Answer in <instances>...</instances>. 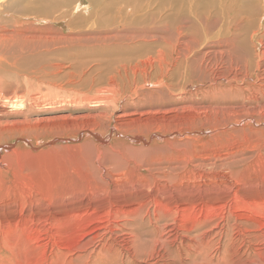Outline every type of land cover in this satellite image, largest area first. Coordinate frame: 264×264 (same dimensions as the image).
<instances>
[{
  "label": "bare ground",
  "instance_id": "1",
  "mask_svg": "<svg viewBox=\"0 0 264 264\" xmlns=\"http://www.w3.org/2000/svg\"><path fill=\"white\" fill-rule=\"evenodd\" d=\"M21 1L24 0H13L17 6L14 13L8 10L9 12L2 16L6 10L5 4L3 3L0 8V19L6 23L0 22V142L15 136L20 138L24 134L37 138L39 133L41 135L43 128L39 126L40 122L34 121L37 117L31 120L30 116L37 113V108H42L46 100L50 104H56L61 101L64 95L72 94L77 88H89L86 91H91L90 89L99 87L101 82L105 84L104 87L97 88L90 95L77 96L75 93L76 95H72L73 98L69 96L70 101L73 99V102H88L98 105L96 113L87 116L88 120L85 126L90 127L91 125L102 130L103 128L108 129L103 121L105 119L110 121L113 118L116 130L111 138L117 137L118 133H121L122 136L119 137L121 140L119 146L102 144L103 141L95 135L94 140H84L85 142H81L80 145L50 147L45 149V151L51 152L50 156L38 163L27 162L28 157L36 154L33 151H31L32 155H29L30 151L20 152L17 149H11L12 147L8 148V145L0 147V264H264V196L258 194L253 197L251 193L242 192V188L238 184L242 180L251 182L252 178L249 173H253V175L261 173L264 179V159L256 158L258 169L247 170L243 166L249 162V159L241 156L240 151L239 154L232 152L231 156L224 159L218 150H212L213 147L207 140L204 141L200 137L201 135L193 136L190 132L184 138L185 140L177 146L168 141L166 148L162 149L165 156L155 155L154 148L145 146L147 139L131 133L129 135L125 128L130 124L137 123L140 127L136 128L133 134L144 133L147 138L151 134L160 138L161 135L158 133L163 134L164 132L177 135L176 133L179 131L175 126L169 124V117L159 116V114L154 116V113L151 114L153 109L151 107L147 109L146 104H142L141 109H136L141 106V100L152 102L159 97H164L166 90L161 88L145 96L143 95L144 90L141 93L137 91V87H134L133 90L130 87L132 83H129L130 85L125 88L123 82L121 83L120 79L116 78L117 76L107 78V82H105L106 79L102 81L103 77L100 75L98 82L86 77L92 73H98L97 69L91 70L84 77L81 75L78 79L80 76V73L77 72L79 52L76 50H80L81 44L77 43V46H74L75 36L69 42L67 41V45L62 44L63 46L59 44L63 39L62 36H58L57 41L54 42L46 40L48 37L38 38L29 33L28 26L21 27L23 24L20 23L21 17L19 14H15L16 11H25L26 7L24 6H27V3L31 10L24 12V14H28L26 17L35 11L38 14L46 15L61 11L63 8L68 9L70 5L74 4V1L78 0H27V3ZM135 1L137 0H88V5L93 7L95 13L104 14L114 8L120 10L124 3L129 5ZM39 2L42 3L41 6H35L34 10L33 4ZM137 2V9H135L137 11L148 5L146 1L145 3L142 0ZM77 4L74 6L76 9L81 3ZM40 7L42 8L40 9ZM163 7L161 6V9ZM39 20L48 19L39 18ZM155 27L150 24L147 26L148 30L134 27L128 33L126 31L121 34L124 36V41H121L122 44L119 43V45L125 47L126 50H123V53L126 56L117 58L116 62H120L123 70L128 69L127 66L135 56L132 55L133 53L136 52V55H140L146 50L142 44L132 46V38L143 34L147 36L148 32H153ZM116 35H102V38L104 40L111 37L116 38ZM98 37L96 39H99ZM93 39L94 37L91 40ZM156 41V45L163 42H158V40L154 42ZM165 42L170 43L171 39H167ZM146 43L152 47L150 42ZM65 49L73 50L70 53H65ZM187 49L189 48H185L186 52H188ZM109 54H114L113 50ZM259 55L257 62L253 64L250 63V58L242 57L240 60L230 56L228 60H225L226 55L221 54L218 58L221 62L222 60L227 61L228 67L233 66L236 70L233 76L240 82L236 85L227 82L228 86L220 83L216 90L214 88L217 85H214L209 88L208 92L223 96L226 94L238 96L248 88L244 78H253L256 71H261L260 77L253 78L250 84L251 89L258 92L264 91V49ZM55 56L61 57L62 60L67 58L66 61L69 63L67 71L62 63L52 61ZM234 57L236 56L234 55ZM192 58L193 64L200 59L198 55ZM213 58L215 61L217 60L216 56ZM186 65L188 64L186 63ZM201 70L202 68L200 72L205 71ZM116 73L120 74L117 71ZM65 78L69 79L65 80ZM257 81L259 83L255 84ZM19 87H24V93L21 95L18 93ZM180 96H182L181 93L176 99H186V95ZM40 97H47V99L44 101L45 98L41 100ZM121 97H124L125 100L123 108L120 112L114 113ZM224 98L226 97L224 96ZM226 101L228 102V100ZM234 107L231 106L229 109ZM262 107L264 108V100H262ZM227 108H225L226 111ZM154 109L157 112L162 111L159 108ZM235 109L241 115L252 116L250 108L248 111V108L245 109L237 105ZM17 111L20 112L15 114L14 112ZM165 121L168 123L166 124ZM35 122L39 125H36ZM59 125H54V127L50 125V128L61 127L63 130V125ZM65 129L70 131V125L65 127L64 131ZM239 130L242 128L235 129V131ZM71 131L75 132V127ZM82 133L88 134L89 130L83 129ZM58 135L52 142L64 140ZM215 136L217 133L213 135V137ZM194 138L199 139L196 144H194ZM134 141H140L141 145L133 144ZM199 147L202 149L199 150ZM159 148L161 149V147ZM160 149H157L159 153ZM3 150H6V153L2 154ZM98 151L102 152L101 163L94 161L98 158L100 153ZM201 151L204 153L201 154ZM144 159L146 164L142 165ZM220 161H222V167L229 173L221 174L217 179L215 177V183L227 185L233 181L236 184L232 191L238 202L234 201L237 203L234 205L236 207L233 209L232 206V210H228L227 213L232 215L237 213L249 219L247 222L243 221L244 224L241 225L245 230L249 228L246 230L247 233L244 231L246 234L241 232L243 235H239L234 225L236 223H231L230 219L231 222L227 220L225 223L223 222L222 226H219V222H217V230L215 227L211 229V232L206 230L207 225L213 221L212 218L219 215L223 217L221 216L222 211L221 213L218 211L226 208L225 205L228 201L225 205L221 204L222 206H220L219 203L222 201L218 200L220 198L218 195L213 198L208 193L209 196L205 197L202 191L200 196L194 195L193 191L188 188L187 184L192 176L193 178L208 176L209 170L204 168L207 163L213 167L216 162ZM240 162L242 163L240 164ZM135 163L138 168H144V170L135 172ZM6 168L11 169V174L4 172ZM102 170L109 176L108 181L102 180L100 176ZM195 174L198 176L196 177ZM193 181L195 182V180ZM200 183L201 181L197 185ZM174 187L182 189L180 195H173L172 188ZM83 194L86 199H80ZM100 195L102 196L99 197ZM45 203L46 207H41V204ZM242 216L238 217L243 218ZM176 224L179 225L177 229ZM237 225L240 224L237 223ZM170 226L174 228L167 229ZM175 229L188 233L193 231V233L192 235L186 233L180 235L173 231Z\"/></svg>",
  "mask_w": 264,
  "mask_h": 264
},
{
  "label": "rangeland",
  "instance_id": "2",
  "mask_svg": "<svg viewBox=\"0 0 264 264\" xmlns=\"http://www.w3.org/2000/svg\"><path fill=\"white\" fill-rule=\"evenodd\" d=\"M137 1L132 2L129 5L124 3L123 6L121 5L122 8H120V10L114 8L107 13L98 14L94 12L92 6L88 5V0H78L74 1V4L70 5L68 9L63 8L61 11L48 13L46 15L38 14L35 11L34 13H30V15L26 17V15L28 14H24V12H30L31 8L28 6V1L24 0L21 2L27 3V6H24L26 7L25 11H16L15 14H19V16L21 17L20 23H23L21 27L25 28L28 26L30 29L29 33L36 35L38 38L45 39V37H48V39L46 40L54 42L57 41L58 36H62L63 39L59 44L67 45L68 42L75 36L73 40V42H75L74 46H77V43L81 44V46L78 45L80 46L79 49L81 51L76 47V52H79V58L77 60V72L80 73V76H78V79H80L79 77H81V75L82 77H84L88 75L91 70L97 69L98 73L95 72L96 74L92 73V75H88L86 77L93 79L95 82H98V77L100 75L103 77L102 81L106 79L105 82H107V78L111 76H117L116 78L118 80L120 79L119 81L121 83L123 82L125 88H127L132 83L131 85L133 86L130 85V87L133 90L137 87L136 89L139 93L144 90L143 95L145 96L154 93L153 91L160 90L161 88L166 90V93L164 94L165 96L159 97L157 100L155 99L152 102H150L149 100H146L145 102L144 100H141V106H138L136 109H141V107H143L142 104H146L145 107L147 109L149 107L153 109L151 110V114L154 113V116L155 114H159V116L169 117V124L175 126L179 131H176L177 135L164 132L163 134L158 133L159 135H161L160 138H158V136H153L154 134H151L147 138V135L144 133L136 132L133 134V131H135L136 128L140 127L137 123L130 124L127 128H125L129 135H139L147 139V144L145 146L154 148L156 151L155 155L161 154L162 156H165L162 149L166 148L168 141L177 146L185 140L184 138H186L188 133L190 132L193 136L201 135L200 137L204 141L207 140L209 142V145L213 147L212 150L215 149L219 151V154L222 156V158L224 157L225 159L231 156L232 152H237L239 154L240 151V155L242 154L241 156L248 157L249 159V162H247V164L243 166V168L247 170H252L254 168L258 169L255 161L256 158L264 159V108H261L262 100H264V91H253L250 84L251 81H253V78L257 79L260 77L259 74L261 73V71H256V73L253 75V78H244L245 85L248 88H246L243 92H241L242 94L238 96L226 94L224 95L226 98H224L223 95H216L208 92V90L210 87L217 85L215 88L213 87L214 90H216L220 83L222 85H227L228 82L229 84L232 83L231 85H236L240 82L239 80L234 78L235 76H233V73H236V70L233 68V66L231 65L228 67L229 63H227V61L222 60V62H224L222 63L220 58H218L221 56V54L226 55V57L224 58L225 60H228V58L232 56V58L240 60H242V57L250 58V63L253 64L254 62H257L260 56L259 54L264 49V0H157L158 2L156 0H142L143 3H145V1L148 2V5L144 4L145 7H143L142 10L141 8L138 9V11L135 10L137 9L136 5H138ZM3 3L6 6V10H4L2 16L6 15L9 11L13 12L14 9H17V6L14 4L13 0L0 1V8H2L1 6L3 5ZM77 3H81L79 4L78 9H76V7L74 8L75 4ZM41 4L42 3L40 2L34 3V7L32 8L35 10V6H41ZM161 6H164L163 8L165 9L162 8V10ZM246 7L249 9H247ZM41 8L42 7H40V9ZM39 18L48 20L42 21L39 20ZM0 22H3V20L0 19ZM149 24L154 27L156 26L155 29L152 30L153 32H148L149 35L147 36L143 34L142 36H139L137 38H132L133 40L131 41L132 46L135 44H142L144 47H146L145 52L143 51L140 55H136V52L133 53L132 55L135 56H133V59L129 64L130 66H127L128 69L126 71L123 70L120 62H116L117 58H122L123 55L126 56V54L123 53V50H126L125 47L119 45V43L122 44L121 41H124V36H121V34H123V32L125 33L126 31L128 33V31L132 30L134 27H137L139 29L145 28L146 30H148L147 26ZM160 25L162 26V28ZM109 34L111 36L112 34H117L116 36L119 38L117 40V37H111L105 40L102 38V35L107 36ZM136 35L137 33L135 34V36ZM93 37L94 39L91 40ZM96 37H98L99 39H96ZM167 39H171V42H165ZM175 39L178 40L176 41ZM155 40H158V42H163H161L159 45H156L157 41L154 42ZM115 42L116 44H114ZM146 42H150L152 47H150V45H148ZM88 45H90V47H88ZM187 47L189 48L187 49L188 52H186L185 50V48ZM218 48H220L221 50ZM65 50V53H70L73 49ZM112 50L114 54L110 55L109 53L112 52ZM196 55H198V58L202 60L198 59L193 64L194 61L192 57L195 58ZM234 55L236 57H234ZM214 56L217 57L216 61L215 58H213ZM184 57H186L185 61H183ZM252 57L254 61L252 60ZM66 60H62L61 57L55 56L52 61L62 63L63 67H66L65 71H67V69H69V63H67ZM109 61L112 62L110 63ZM186 63L188 65H186ZM199 67L202 68L201 71H205L200 72L201 68ZM116 71L120 74H117ZM192 71L195 72L193 73ZM68 79L69 78H65V80ZM93 80L91 81L94 83ZM258 83L259 81L255 82V84ZM104 86L105 84L102 82L101 85H99V87ZM99 87L96 86L93 89H90L91 91H86L89 90V88H77L72 94L67 96L64 95L61 101L56 102V104H50L46 100L47 97H40L41 100L45 98L44 101L46 100V103L44 104V106H42V108H37V110L40 111H37V113L30 116V119L34 120L37 117L34 121H37L38 123L40 122V125L36 122L35 123L36 125H39L43 128V130L41 131V135L39 133L37 138L28 134H24L20 138H18L19 136H15L14 138H10L2 143L0 142V147L2 148L3 146L8 145V148L12 147L11 149H17L20 152L33 151L36 154L28 157L27 162L30 161L32 163H38L50 156L51 152L49 150L45 151V149L61 145H80L88 139L94 140L93 138L95 137V135L98 136V139H101L103 141L102 144L107 143L119 146L121 142L119 137L122 136L121 133H118L117 137L111 138L112 134L116 130L115 120L113 118L110 121L108 119H105L103 121L105 127L107 126L108 129L103 128L102 130L101 128L99 129V127L91 125L90 127H88L87 125L85 126L88 120L87 116L96 113L95 111L98 110V105L88 102H73V99L72 101H70V97H72V95H90ZM18 93L20 95L23 94L24 87H19ZM180 93L182 94V96L180 97L186 95L185 100H183V98L180 100L176 99V97H179ZM119 100L118 104L116 105L117 108L114 109V113L120 112L123 108L122 105L125 101L124 97H121ZM226 100H228V102ZM237 105L245 109L248 108V111L251 109L252 116L241 115L235 109ZM231 106L235 107L229 109ZM226 107H228L227 109L229 111L225 110ZM154 108H159L162 111L157 112ZM163 111L166 115L163 113ZM19 112L20 111L14 113L17 114ZM19 118H21L20 115ZM226 118L228 119L226 120ZM60 120L62 121L61 123ZM166 121L165 123L167 124L168 122ZM51 122L53 124H50ZM59 123L60 125H63V130L61 129V127H59L62 131L59 128H52L54 127V125H59ZM74 123L76 124V126ZM239 124L240 126H238ZM50 125L52 126V129L50 128ZM69 125L70 131H68L69 129H65L64 131V128L67 126L69 127ZM73 127H75V132L71 131ZM179 127L181 128L179 129ZM236 128H242V130L235 131ZM83 129H88L89 133H82ZM104 129H106L105 131L109 132H105ZM63 131L64 133H62ZM56 132L57 135L59 134L58 137L63 138L64 140L52 142L53 139L57 137V135H55ZM102 132L105 133L103 134ZM198 132L202 134H199ZM212 133L213 135L217 133V136L213 137ZM198 140L194 138V144H196ZM133 144L139 146L141 145V142L134 141ZM159 147H161V149ZM157 149H160V153L157 151ZM201 149L202 148L199 147V150ZM1 153H6V150H3ZM203 153L204 151H201V154ZM101 154L102 152L98 154V158L94 160L95 163H101ZM29 155H32V152ZM32 157L34 160L32 159ZM221 162L222 161L216 162V165L213 167L207 163L204 168L206 167L209 170L208 176H201L200 178H193L192 176L187 185L188 188L193 191L194 195L200 196L201 191L203 196L205 197L210 195L211 197L215 198L218 195V198L220 197L218 200L225 202H220V206H222L221 204L225 205L228 201L227 205H225L226 208H224L223 210L219 209L218 211L219 213H221L222 211L221 216L223 217H220L219 215L216 218H212L213 221L207 225L206 230L211 232V229H213V227H215V230H217V222H219V226H222V224L230 219L232 220V222L230 220L229 222L233 224L236 223L234 225L237 228L236 231L238 232V234L243 235L247 233L246 230L249 228L245 230L241 225H243L244 222L249 221V219H247L246 216L238 215L237 213H233V215L227 213L230 211V209L232 210V206L234 209V207H236L234 205H237V203L234 202L237 200L236 198H234V194L232 191L236 184H234L233 181H231L227 185H217L215 183L219 175L229 173L228 170L222 167ZM2 163L4 164L3 160ZM241 163L242 162H240V164ZM141 164H146L145 159ZM214 167H216V169H214ZM134 168L135 172L144 170V168H138L136 166V163L134 164ZM10 170V168H6L4 172L11 174ZM102 171V173L100 172L102 180L108 181L109 176L104 170ZM195 176L197 177L198 174H195ZM249 176H251L252 178L251 182L245 180L238 182V184L242 188V192L249 194L251 193V196L253 197L257 196L258 194H260V196H264V179L262 174L256 173V175H253V173H249ZM193 180H195V182ZM199 181H201V183L197 185ZM202 188L204 189V192ZM172 189L173 195H180L179 193L182 190L179 187H174ZM101 196L102 195H100L99 197ZM221 198H223L224 200ZM80 199H86V196L83 194L82 196H80ZM41 205V207H46V203ZM222 214H224L225 217ZM237 215L239 217L242 216L243 218H239ZM237 223H239L240 225H237ZM173 226H170L167 229H173ZM177 228H179L178 224H176V229ZM176 229L173 231H176ZM176 233L180 235L184 233L192 235L193 231L188 233L178 230L176 231ZM118 240L121 241L120 238H118Z\"/></svg>",
  "mask_w": 264,
  "mask_h": 264
}]
</instances>
